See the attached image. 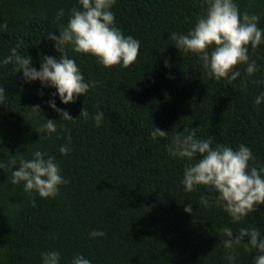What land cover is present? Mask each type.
I'll list each match as a JSON object with an SVG mask.
<instances>
[{
    "label": "trees",
    "instance_id": "16d2710c",
    "mask_svg": "<svg viewBox=\"0 0 264 264\" xmlns=\"http://www.w3.org/2000/svg\"><path fill=\"white\" fill-rule=\"evenodd\" d=\"M236 2L241 11L256 13L264 28V0ZM74 5L79 7L76 0H0V22H6L0 59L11 48L29 54L37 68L41 55L58 57L47 33L66 23ZM203 7L204 0H116L111 9L116 25L140 41L136 60L125 68H106L66 46L84 79L95 82L74 102L62 104L55 97L72 121L60 120L48 106L54 88L26 82L11 63L0 64L5 97L0 159L31 158L39 149L54 157L67 179L55 196L43 198L34 190L25 192L22 182L12 184L10 169H0V264H41L40 253L49 249L61 253L60 264H70L77 252L92 264H227L219 229L253 226L264 235V204L230 223L214 202L215 192L203 185L183 190L186 160L167 150L174 130L194 128L199 138L211 136L213 143L246 144L255 157L249 163L264 164V101L254 103L264 92V45L249 47L256 72L249 76L238 63L236 79L217 81L196 53L179 52L168 38L171 31L186 33ZM61 8L64 15L58 17ZM32 105L43 113H33ZM97 111L103 113L99 126L93 121ZM46 118L57 119L59 135L38 136L35 130ZM153 125L168 135L152 140ZM61 144H69L70 152L61 154ZM185 204H191V212L184 211ZM92 229L104 235L90 237ZM236 251L234 264H252L254 249Z\"/></svg>",
    "mask_w": 264,
    "mask_h": 264
},
{
    "label": "clouds",
    "instance_id": "9594fccd",
    "mask_svg": "<svg viewBox=\"0 0 264 264\" xmlns=\"http://www.w3.org/2000/svg\"><path fill=\"white\" fill-rule=\"evenodd\" d=\"M116 0H76L79 5L71 7L66 23L59 26L56 32H48L53 48L60 55H41L39 67H34L29 54H20L16 48L9 49V55L0 59V64L11 63L16 72L22 74L26 82L38 80L43 87L54 88L47 101L48 106L59 114L62 121L74 118L67 109L58 107L55 97L62 104L74 102L77 96L85 94L95 82L85 80L74 58L66 54V46L76 54L84 53L93 56L103 67L119 65L128 67L136 60L140 41L132 35H125L116 25L111 10ZM56 15H64V9ZM259 16L256 13L241 11L236 0H204L203 11L197 15L193 26L187 32L171 31L169 39L179 52L196 53L207 74L219 81L227 78L236 79L240 72L234 65L244 64V72L252 75L258 70L255 60L249 58V47L256 49L264 45V28L258 26ZM6 28V22H0V30ZM58 33V34H57ZM167 66V60H165ZM264 83V81H260ZM42 95L43 93H39ZM4 89L0 88V102L4 100ZM264 101V92L255 96L254 103ZM33 113H41L39 105L31 106ZM43 113V112H42ZM83 117L88 112L80 111ZM103 113L93 115L94 123L99 126ZM27 119V117H25ZM57 119L46 118L35 130L44 138L57 132ZM65 130V125H59ZM169 131L153 125L149 136L152 140L167 136ZM40 138V137H39ZM66 140L69 138L66 136ZM70 143V141H69ZM59 152H70L69 144L59 145ZM170 156L183 158L180 184L185 192L193 191L197 186H206L215 192V204L230 217V223H239L258 205L264 204V164H250L254 160L252 150L244 143L235 148L220 142L213 143V138H199L195 129L172 132L167 145ZM17 165L18 167H13ZM7 167L11 171L10 182H22L25 192L33 190L43 198L55 196L58 186L67 183L61 175V169L52 155H46L39 149L32 151L31 158H17L9 155L7 160L0 159V169ZM200 203L207 207L209 201L200 197ZM185 212H191V204L184 205ZM219 231L223 234L220 243L224 249L227 264H234L238 255L236 249L255 250L252 264H264V235L253 226L233 228L224 226ZM90 237L103 236L102 229L89 231ZM41 264H60L61 253L56 249L41 252ZM70 264H92L82 253H75Z\"/></svg>",
    "mask_w": 264,
    "mask_h": 264
}]
</instances>
